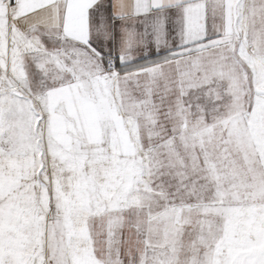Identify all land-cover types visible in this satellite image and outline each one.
Instances as JSON below:
<instances>
[{
  "label": "snow or ice",
  "instance_id": "1",
  "mask_svg": "<svg viewBox=\"0 0 264 264\" xmlns=\"http://www.w3.org/2000/svg\"><path fill=\"white\" fill-rule=\"evenodd\" d=\"M0 264H264V0H0Z\"/></svg>",
  "mask_w": 264,
  "mask_h": 264
}]
</instances>
